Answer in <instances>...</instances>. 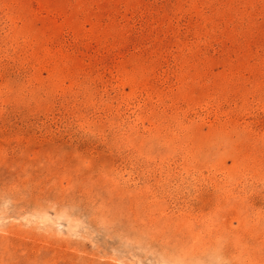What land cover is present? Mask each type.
<instances>
[{"label":"rangeland","instance_id":"374dc122","mask_svg":"<svg viewBox=\"0 0 264 264\" xmlns=\"http://www.w3.org/2000/svg\"><path fill=\"white\" fill-rule=\"evenodd\" d=\"M0 264H264V0H0Z\"/></svg>","mask_w":264,"mask_h":264}]
</instances>
